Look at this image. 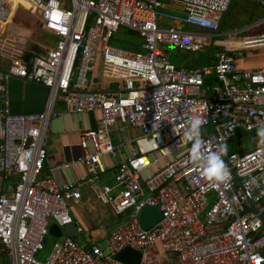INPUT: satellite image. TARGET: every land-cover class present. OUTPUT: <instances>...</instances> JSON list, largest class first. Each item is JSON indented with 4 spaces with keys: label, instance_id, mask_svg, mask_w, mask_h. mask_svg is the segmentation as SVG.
Here are the masks:
<instances>
[{
    "label": "built area",
    "instance_id": "built-area-1",
    "mask_svg": "<svg viewBox=\"0 0 264 264\" xmlns=\"http://www.w3.org/2000/svg\"><path fill=\"white\" fill-rule=\"evenodd\" d=\"M165 1L179 3L184 16L163 14ZM250 1L264 9V0ZM13 4L36 22L22 40H4L10 65L0 71V176L16 181L10 195L0 189V245L8 264H123L115 257L126 248L140 254L139 264H160V251L175 256L176 264H264V138L257 134L264 127V68L237 67L235 51L218 52L212 67L175 66L168 47L195 53L208 44L159 26L164 16L217 36L231 0H0V25H19L11 19ZM120 28L141 39L142 52L111 44ZM37 31L44 42L33 37ZM241 44L244 50L264 48V33ZM98 70L121 80V90L92 89L91 76ZM13 77L47 90L41 113H11ZM59 100L76 114L99 113L98 126L79 133L81 158L63 167L83 164L89 174L85 182L100 202L126 215L127 222L107 236L105 250L65 237L41 262L36 255L49 227L75 225L70 204L81 198L79 183L60 186L40 177ZM196 116L205 120V152L227 145L223 159L229 176L223 182L208 180L190 160L185 133ZM120 126L139 135L114 144L111 134ZM238 133L254 140L253 149L244 151ZM125 145L132 154L114 165V185L99 187L102 158L121 156ZM146 206L162 214L149 230L138 219Z\"/></svg>",
    "mask_w": 264,
    "mask_h": 264
},
{
    "label": "crops",
    "instance_id": "crops-1",
    "mask_svg": "<svg viewBox=\"0 0 264 264\" xmlns=\"http://www.w3.org/2000/svg\"><path fill=\"white\" fill-rule=\"evenodd\" d=\"M237 7V11L241 13H246L247 19L257 18L262 16L264 19V9L260 8L258 5L254 4L250 0H235L234 5L231 10ZM21 10V9H20ZM230 10V11H231ZM24 11V10H23ZM25 13L18 14L14 13V19L20 24L29 25V20L31 18L30 13L24 11ZM163 14L174 15L183 17L184 12L182 6L179 3L172 1H165L164 8L161 10ZM230 13V12H229ZM229 13L222 19L220 18V23L222 22L220 28V37H215L212 42V37L214 33L207 29H202L196 26L188 25L183 22L175 21L170 18L161 16L159 18V26L161 28H174L181 32L189 33L194 35L197 40L205 39L208 44L202 51L195 53L181 52L172 47L167 48L168 59L169 51L173 50L179 51L180 54L175 55V66H182L187 69H194L201 67L202 62L203 67H212L215 64V55L220 51H230L238 52L240 55L235 60L237 67L245 70H258L264 68V56L254 57L249 54L251 50H244L241 41L246 36H239L243 32L254 29L258 24L250 25L241 30L229 31L222 33L221 29L224 22L227 20ZM225 14V13H224ZM13 19V20H14ZM261 19L258 22H262ZM174 24L167 26L168 24ZM231 23H238V18L232 20ZM249 24L246 23V26ZM15 25V24H13ZM261 25V24H259ZM23 29L20 25H15ZM10 23L7 25H0V68L3 70H8L10 62L7 58L10 55V51L7 48V43L4 40H15V35L13 38L10 30ZM28 30V29H27ZM121 30V29H119ZM118 30V32H119ZM29 31V30H28ZM30 32V31H29ZM117 32V33H118ZM131 32V31H130ZM137 36L134 32H132ZM229 33H235L234 38H228L226 35ZM31 34V33H30ZM260 35V34H259ZM138 37V36H137ZM116 36H114V40ZM230 39V40H228ZM17 40V39H16ZM211 44V46H210ZM215 46L218 50L209 59V54L205 58L208 48ZM116 47V46H115ZM141 43L137 44L138 51L128 50L131 52H142ZM119 48V47H118ZM123 49V48H122ZM248 52V53H247ZM245 53V54H244ZM247 53V54H246ZM247 55V56H246ZM243 56V57H242ZM6 58V59H4ZM209 60V61H208ZM103 78H106L101 74V70L96 71L91 76L92 85L91 88L100 91H118L121 90V84L119 81H112L111 83L105 84ZM106 85V89L104 86ZM9 91V106L11 113L14 115H31L39 114L43 111L44 105L47 99V90L39 85L28 83L19 78H10L8 82ZM55 111L60 113V116L54 118L48 127V135L46 140V161L41 173V178H51L58 185L62 186L68 183H79L78 191L81 194V198L70 204V216L73 219L75 225L82 228V233L72 237V239L80 246L88 248L91 245H98L106 243L107 236L117 227L123 225L122 219L119 215H116L110 206L103 204L97 197V192L94 188L91 189V185L85 182V179L89 176L83 164L78 163L64 168V165L78 161L82 156V151L79 147V133L82 130L93 129L98 126L99 113L89 112L84 114H76L67 110L65 103L59 100L55 104ZM139 135L137 129L118 127L115 128L111 134V139L114 144L125 143L129 140L136 138ZM254 142L253 139L250 140V145ZM255 146V144L253 143ZM132 149L130 146H124L121 151V156H116L114 159L108 157L102 158V164L104 165V171L99 176V187L103 185H114L113 176L115 173L114 165L117 164L121 158H127L131 156ZM14 178L3 179L0 176V189L6 195H10L13 192L15 186ZM107 207V211L113 218V225L107 230L105 229L106 222L103 218L104 209ZM123 216V215H122ZM53 225V224H52ZM50 228V227H49ZM48 237V236H47ZM50 237V236H49ZM67 237L63 235L60 238H52V244L62 238ZM71 238V237H69ZM175 256H167L162 251H160L159 261L160 264H176ZM9 258L7 254L3 251L0 245V264H8Z\"/></svg>",
    "mask_w": 264,
    "mask_h": 264
},
{
    "label": "rangeland",
    "instance_id": "rangeland-1",
    "mask_svg": "<svg viewBox=\"0 0 264 264\" xmlns=\"http://www.w3.org/2000/svg\"><path fill=\"white\" fill-rule=\"evenodd\" d=\"M25 6V5H23ZM27 8V7H26ZM24 10V9H23ZM29 14V13H28ZM262 16L260 17H257V18H252V19H247V16H246V13H241V12H238L237 11V7H235L234 10H231L229 15H228V18L227 20L224 22L223 24V27L221 29V32L222 33H226V32H229V31H235V30H241V29H244L252 24H255L257 23L258 21H260ZM235 18H238V23L235 24V23H231L233 19ZM13 22L15 20H12ZM36 22V19L35 17L31 16L30 20H29V25L28 26H33ZM249 24L246 26V23ZM25 26H27L26 24H23ZM171 25H174V24H168L167 26H171ZM10 30L9 32L12 33L13 35V38H14V35H15V38L17 40H22L24 37L26 36H29L30 35V32L27 30V29H23L21 27H18V26H15L13 24L10 23ZM264 33V24H261V25H257L254 29L252 30H248L247 32H243L241 35L239 36H246V37H253V36H258L259 34H262ZM33 37L37 40V41H40V42H44V38L40 36V34L38 33H35L33 35ZM119 38L120 40L122 41H128V42H137V43H141V39L137 36H135L134 34L132 33H129L127 30L125 29H122L119 33L116 34V38ZM14 38V39H15ZM230 40V39H228ZM114 45V44H113ZM218 49L215 47V46H212L211 47V50H210V54H209V59L213 56L214 53H216ZM181 53V52H180ZM179 51H175L173 50L172 52L169 51V59L172 63H175V55L177 54H180ZM248 53V52H247ZM246 53V54H247ZM245 54V53H244ZM249 54H251L252 56L254 57H258V56H264V48H259V49H253L252 51H249ZM247 56V55H246ZM243 57V56H242ZM209 61V60H208ZM103 81L105 84H108V83H111L112 81H116L115 79H109V78H103ZM112 80V81H111ZM119 81V84H122V81L121 80H118ZM104 89H106V85L104 86ZM240 133V132H239ZM238 133V136L236 138V140H240V144H242V147H244V149H248L249 146H250V136H242L241 134ZM155 158H157V155L154 154ZM91 189L94 190V188L92 186H90ZM107 207L104 209V212H103V218H104V221L106 222L105 224V229L107 230L109 227H111L113 225V218L110 214V211H107ZM121 219H122V222L121 223H125L127 222V216L126 215H123V216H120ZM52 238L51 237H46V240H45V244H44V248L42 251H40L37 255H36V259L38 261H41V262H44L50 252H51V249H52ZM100 247L105 250V247H106V243H103V244H100Z\"/></svg>",
    "mask_w": 264,
    "mask_h": 264
},
{
    "label": "clouds",
    "instance_id": "clouds-1",
    "mask_svg": "<svg viewBox=\"0 0 264 264\" xmlns=\"http://www.w3.org/2000/svg\"><path fill=\"white\" fill-rule=\"evenodd\" d=\"M109 61L115 62L114 58L108 57ZM205 120L200 117H194L187 126L186 139L191 142L190 160L196 164L202 174L212 182H223L228 176V170L225 166L223 156L227 153V145L222 144L219 150H210L205 152V143L201 139V126ZM258 136L264 138V127L258 130Z\"/></svg>",
    "mask_w": 264,
    "mask_h": 264
},
{
    "label": "water",
    "instance_id": "water-1",
    "mask_svg": "<svg viewBox=\"0 0 264 264\" xmlns=\"http://www.w3.org/2000/svg\"><path fill=\"white\" fill-rule=\"evenodd\" d=\"M234 1L235 0H231V5L228 9L227 12H225V14H223L222 19L230 12V10L232 9L233 5H234ZM261 22H257V24H260ZM222 22L220 23V28H221ZM254 25V24H253ZM256 25V24H255ZM220 28L218 30V34L217 36H213L212 37V42L215 40V37H220ZM211 46V44H210ZM210 52V48H208L207 54L205 56V58H207L208 54ZM203 63L201 64V67H203ZM0 71L2 72H6L5 70L0 68ZM15 78V77H13ZM252 210H254L252 208ZM249 210L246 209L244 212H248ZM162 214L159 211V209L157 207H149L146 206L144 207L138 216L139 219V223L141 225V227L144 230H149L152 227H154L160 220H161ZM63 235H66L67 237H74L77 235L76 232V227L75 225H70L65 227L64 229H60L57 225L53 224L50 226L49 230H48V236L53 237V238H60ZM115 259H117L118 261L122 262L123 264H139L140 261V254L132 249L126 248L123 251L119 252Z\"/></svg>",
    "mask_w": 264,
    "mask_h": 264
},
{
    "label": "trees",
    "instance_id": "trees-1",
    "mask_svg": "<svg viewBox=\"0 0 264 264\" xmlns=\"http://www.w3.org/2000/svg\"><path fill=\"white\" fill-rule=\"evenodd\" d=\"M14 1H16V3H19V0H14ZM10 9H11V19L13 20L14 19V13H18V14H22V13H25L23 10H20V9H18V7H16V6H13V5H11L10 6ZM15 20V19H14ZM17 24H19V25H21V26H23V27H29V26H25V25H23V24H20V23H18L17 22ZM121 30L122 29H125V30H127L129 33H132V32H130V30H128V29H126V28H120ZM121 30H119V32L121 31ZM118 32V33H119ZM37 33L38 34H40L38 31H37ZM117 34V33H116ZM116 34H115V36H116ZM133 34V33H132ZM41 37H43L42 35H40ZM111 44L113 45V46H116V47H119V48H123V49H128V50H133V51H138V48H137V44H139V43H137V42H128V41H122V40H120L118 37L114 40V41H112L111 42ZM253 147H254V145H253V143L249 146V148L248 149H245L244 151H248V150H251V149H253Z\"/></svg>",
    "mask_w": 264,
    "mask_h": 264
},
{
    "label": "bare ground",
    "instance_id": "bare-ground-1",
    "mask_svg": "<svg viewBox=\"0 0 264 264\" xmlns=\"http://www.w3.org/2000/svg\"><path fill=\"white\" fill-rule=\"evenodd\" d=\"M13 6H15V4H13Z\"/></svg>",
    "mask_w": 264,
    "mask_h": 264
}]
</instances>
